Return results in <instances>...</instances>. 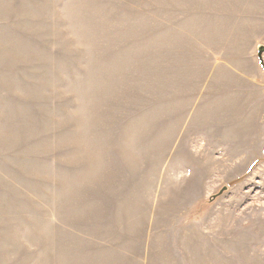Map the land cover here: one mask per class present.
<instances>
[{
  "label": "rangeland",
  "instance_id": "1",
  "mask_svg": "<svg viewBox=\"0 0 264 264\" xmlns=\"http://www.w3.org/2000/svg\"><path fill=\"white\" fill-rule=\"evenodd\" d=\"M261 46L264 0H0V264H264Z\"/></svg>",
  "mask_w": 264,
  "mask_h": 264
},
{
  "label": "water",
  "instance_id": "2",
  "mask_svg": "<svg viewBox=\"0 0 264 264\" xmlns=\"http://www.w3.org/2000/svg\"><path fill=\"white\" fill-rule=\"evenodd\" d=\"M263 53H264V47H260L259 48V52H258V57L261 60L262 65L264 66V58H263ZM227 187H223L222 189H220L219 193L214 194L208 201H205L204 204L201 205V208L204 207V205L208 204V203H212V201H214L219 195H222L224 193V191L226 190Z\"/></svg>",
  "mask_w": 264,
  "mask_h": 264
}]
</instances>
